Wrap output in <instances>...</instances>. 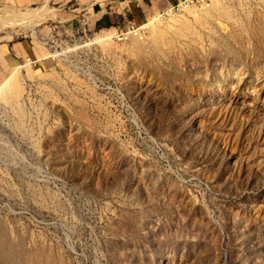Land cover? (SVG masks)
I'll return each instance as SVG.
<instances>
[{
	"label": "rangeland",
	"instance_id": "obj_1",
	"mask_svg": "<svg viewBox=\"0 0 264 264\" xmlns=\"http://www.w3.org/2000/svg\"><path fill=\"white\" fill-rule=\"evenodd\" d=\"M211 1L0 0V264H264V0Z\"/></svg>",
	"mask_w": 264,
	"mask_h": 264
},
{
	"label": "crops",
	"instance_id": "obj_2",
	"mask_svg": "<svg viewBox=\"0 0 264 264\" xmlns=\"http://www.w3.org/2000/svg\"><path fill=\"white\" fill-rule=\"evenodd\" d=\"M178 1L181 0H101L100 5L106 15L105 22L114 26L125 17L140 23L144 16L168 9ZM102 15H95L92 24L97 26L104 22Z\"/></svg>",
	"mask_w": 264,
	"mask_h": 264
},
{
	"label": "built area",
	"instance_id": "obj_3",
	"mask_svg": "<svg viewBox=\"0 0 264 264\" xmlns=\"http://www.w3.org/2000/svg\"><path fill=\"white\" fill-rule=\"evenodd\" d=\"M211 4V0H181L172 4L168 9L172 13H180L187 12V10L191 9L193 6L209 8ZM142 25L143 24H138L134 20L125 17L117 25L110 26L109 28L107 27L108 29H106L103 34L109 36V38L106 36V40L112 38L114 41L124 42L140 36L144 30L142 29ZM110 31H113L112 34H110Z\"/></svg>",
	"mask_w": 264,
	"mask_h": 264
},
{
	"label": "bare ground",
	"instance_id": "obj_4",
	"mask_svg": "<svg viewBox=\"0 0 264 264\" xmlns=\"http://www.w3.org/2000/svg\"><path fill=\"white\" fill-rule=\"evenodd\" d=\"M189 10H191V9H189ZM171 12V11H170ZM187 12H188V10H187ZM21 24V23H20ZM151 23H149V25H150ZM147 25V24H146ZM146 25H142V29H145L146 27H149L148 25L146 26ZM109 38V36L107 35V34H103V33H101V34H98V36H96L95 37V43H99V42H103V41H105L106 39H107V37Z\"/></svg>",
	"mask_w": 264,
	"mask_h": 264
}]
</instances>
